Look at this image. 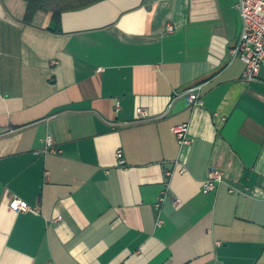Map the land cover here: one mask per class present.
Returning <instances> with one entry per match:
<instances>
[{
	"label": "crops",
	"instance_id": "1",
	"mask_svg": "<svg viewBox=\"0 0 264 264\" xmlns=\"http://www.w3.org/2000/svg\"><path fill=\"white\" fill-rule=\"evenodd\" d=\"M31 4L0 0V264H264V82L230 56L239 0H104L61 32Z\"/></svg>",
	"mask_w": 264,
	"mask_h": 264
},
{
	"label": "built area",
	"instance_id": "2",
	"mask_svg": "<svg viewBox=\"0 0 264 264\" xmlns=\"http://www.w3.org/2000/svg\"><path fill=\"white\" fill-rule=\"evenodd\" d=\"M238 9L243 22L242 34L237 44L231 48L230 56L232 59H240L245 64V72L243 78L247 82H264L261 73L264 70V0H239ZM169 32L173 31L172 27L168 28ZM199 87L193 88L187 93V100L193 107L201 106L202 99L199 94ZM137 118L139 121L150 119V114L143 108L137 109ZM174 135L181 148H188L191 145L189 137V125L182 124L174 128ZM44 153L59 154L52 136H47L45 140ZM117 160L119 166L125 167L126 161L123 152H117ZM180 173L187 171L186 166L182 162H176ZM173 172H167V176L171 177ZM225 182L224 173L219 170H211L207 179L203 182V192L208 194L215 191L221 184ZM167 199V190L163 191L156 203V209L160 211L162 205ZM175 205L180 206L181 201L175 200ZM11 208L16 213H34L39 214V208L31 207L27 202L14 198L11 202ZM163 224L159 220L158 226Z\"/></svg>",
	"mask_w": 264,
	"mask_h": 264
},
{
	"label": "trees",
	"instance_id": "3",
	"mask_svg": "<svg viewBox=\"0 0 264 264\" xmlns=\"http://www.w3.org/2000/svg\"><path fill=\"white\" fill-rule=\"evenodd\" d=\"M101 1L104 0H32L31 15L39 8L52 12L54 30L61 32V15L64 11L84 9Z\"/></svg>",
	"mask_w": 264,
	"mask_h": 264
}]
</instances>
